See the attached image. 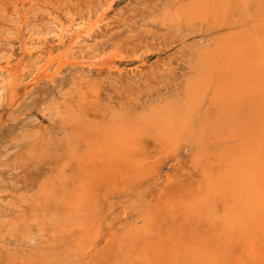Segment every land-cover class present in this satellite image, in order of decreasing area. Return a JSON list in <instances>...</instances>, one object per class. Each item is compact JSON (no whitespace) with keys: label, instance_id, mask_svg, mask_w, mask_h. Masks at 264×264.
I'll return each mask as SVG.
<instances>
[{"label":"bare ground","instance_id":"1","mask_svg":"<svg viewBox=\"0 0 264 264\" xmlns=\"http://www.w3.org/2000/svg\"><path fill=\"white\" fill-rule=\"evenodd\" d=\"M213 1L197 0L198 3L191 10L187 9L188 13L201 17L203 9L205 7L207 9V5H211ZM245 1L244 4H247ZM110 4L107 2L108 7H104L105 11L110 9ZM225 9L223 13L221 12L222 17L227 10ZM207 10L210 11L212 8ZM182 13L186 15V11ZM203 13L205 14V11ZM77 15L61 9L47 16L42 30L39 31L37 28L39 32L35 36L37 38L40 36L43 40L49 39L50 43H54L55 40L56 49L51 50L48 47V51L43 52L46 49L40 47V43L33 42L36 40L33 39L34 32L20 43L26 57L29 58L27 61L21 59L13 64L10 63V57L7 59L0 57V60L4 59L5 64L0 66V108L4 105L7 109L18 105L15 103L16 91L25 76L29 82L35 78L39 80L36 83L41 79L52 84L57 82L61 88L67 80L64 93H59L61 96L66 95V99H63L58 107L51 108V116H57L55 111L60 109H64L65 113L69 112L70 104L76 107V111H81L80 113L86 110L83 108L90 106L95 112L94 103L98 100L99 90L85 86L86 82L81 73L75 70L82 68L85 57H90V60H96L97 63L99 57L106 56L108 59L116 55L111 51L107 52L108 54L106 51L99 53L96 49L97 31L100 30L101 24H105L103 13H96L93 16L88 14L86 17H83V14L79 17H76ZM160 16L170 20L177 14L164 9ZM231 16L230 18H233ZM252 24L251 26L258 27L261 23L256 21L255 25ZM262 24V28L251 27L252 35L247 34L250 33L246 31L249 26L246 30L244 28L247 33L244 32L251 35L248 37L244 32L239 34L237 29L233 30L237 36L230 34L231 37L227 35L229 38L217 37L225 43L223 48L219 46L221 52L203 50L205 53H196L200 61L195 68L200 73L194 76L195 80L188 83L184 96L177 98L176 95L169 103L158 107L151 106L136 115L130 111H120L116 118L102 120L96 126H85L86 136L83 137L88 144L87 155L83 158L81 153L72 149L69 158L79 164L80 174H85L82 171L88 173L75 183V191L71 193L66 204L68 211L64 216L67 218L71 213L82 211L84 205L90 207L100 196L107 200L129 195L131 192L142 195L151 191V184L143 189L140 186L142 182L155 177L158 169V161H151V157L144 152L146 141L154 140L164 149L170 145L168 151L170 153L167 155L176 152L185 141L188 124L193 121L204 97L209 94L211 97L208 105L210 104L214 113L212 119L218 123L215 135L219 142L226 145L207 155L200 170L201 181L182 178L185 174L167 177L162 183L155 185L162 184L160 194L154 203H146L144 212L137 222L112 231L103 243H100V240L104 222L96 217V211H87L79 225L82 234L76 246L68 248L63 253H55L53 245L49 247V251L52 249L54 254L46 257L41 255V259L34 260L35 263L32 264H264V23ZM259 29L260 32L263 29L261 34ZM236 37L239 40L245 39L247 44L245 42L246 45H242L241 42L232 45V40L238 41L235 40ZM226 43L232 46L228 44L227 49ZM233 46L238 48L240 46L242 49L230 50L229 48H234ZM245 46L248 47L247 50ZM249 47L253 52H250L252 50ZM85 62L88 63L86 60ZM62 73H65L64 77ZM86 100L91 102L84 104ZM83 122L77 118L73 124L83 125ZM213 135V131L208 132L209 142L216 139H212ZM194 145L196 148L199 147L198 142ZM58 180L48 182L44 190L48 201L54 205L62 200V188H58ZM142 204H145V200ZM43 215L41 214V217ZM30 226L32 223L28 227L23 225L22 232L25 234L30 232ZM36 226L40 232H48L50 226L61 232L64 228V219L50 221L49 216H45ZM19 228L16 224L7 226L12 232ZM7 229L0 230V264H29L25 259L19 260L24 258L23 250L19 254L15 253L20 249L19 245L7 244L9 236L6 234ZM69 230L72 231L73 228ZM120 230L122 233L118 232ZM88 234L91 235V243L85 242ZM25 238L30 241L31 233ZM96 244L101 247L92 255V247Z\"/></svg>","mask_w":264,"mask_h":264},{"label":"rangeland","instance_id":"2","mask_svg":"<svg viewBox=\"0 0 264 264\" xmlns=\"http://www.w3.org/2000/svg\"><path fill=\"white\" fill-rule=\"evenodd\" d=\"M235 1L219 0L218 2V0H214L213 5H207L209 10L212 8L211 12L205 7L203 10L207 14L205 15L201 9L203 11L201 17H197V14L191 15L187 10H191L198 3L197 0H188V2L187 0H0V57L4 59L10 57V63L14 64L21 59L25 61L29 59L20 43L26 40L30 33L35 32V36L44 28L47 16L61 9L78 14L76 17L82 14L83 17H86L88 14L93 16L96 13H103L106 26L101 24L100 30L97 31L98 45H96V49L99 50V53L106 51L108 54L107 52L111 51L116 55L114 58L108 59L106 56V58L98 56L99 63H96V60H90V57H85L83 59L85 64H82V68L75 70L81 73L86 82L85 86L99 90L98 100L94 103L95 112L90 106L83 108L86 110L84 113H80L81 111H76V107L70 104L69 112L65 113L64 109H60L55 111L57 116H51V108L58 107L62 100L66 99V95L61 96L59 93H64L67 80L61 88L58 87L57 82L52 84L45 82L44 79L38 83H36L39 81L37 78L29 82L25 76L16 91L15 103L18 105L14 108L7 109L6 105L0 108V230H6L9 224H16L20 227L17 231L12 232L7 229L9 233L6 232L9 235L7 244L20 247L15 253L19 254L20 251H24V258H19V260L25 259L29 261V264L30 262L32 264L38 259L40 260L41 255L46 257L49 254H54L53 252L63 253L68 248L76 246L82 234L79 225L87 211H96V217L103 220L104 227L100 240V243H103L112 231L137 222L144 212L146 203H154L160 194L162 184L155 185L162 183L167 177L185 174L182 178L201 181L200 170L207 155L226 145L219 142L220 140L215 135L218 123L212 119L214 113L210 104L208 105L211 97L209 94L204 97L201 108L197 109L193 121L188 124V134L176 152L168 154V156L170 145H167L168 149L166 150L167 147L165 149L160 147L154 140L146 141L144 152L151 157V161H158V169L155 177L142 182L140 186L143 189L151 184V191L142 195L131 192L129 195L107 200L100 196L99 200L93 202L90 207L84 205L82 211L71 213L67 218L64 216V213L68 211L66 204L69 202L71 193L75 191V183L81 179L80 177L87 176L88 173V171H82L85 174H80L79 164L69 158L72 149L81 153L83 158L87 155L88 144L83 137L86 136L85 126L92 127L102 120L109 121L112 117H118L120 111H130L136 115L148 110L151 106L165 105L175 99L176 95L177 98L184 96L188 83L195 80V77L200 73L195 68L200 61L196 53L201 54L209 52V50H211L210 52H221L219 46L221 45L223 48V44H225L221 41L222 38L231 37L230 34H234L233 30L236 29L239 34H242L248 26L246 31H250V33L245 32L251 34L257 27L251 26L253 22L252 25L258 21L261 23L258 27H263L264 0ZM244 1L247 4H244ZM107 2L111 3L110 9L105 11L104 7H108ZM223 7L227 9H225L227 12L224 11L222 17ZM164 9L173 11L177 16L170 20L163 19L160 15ZM228 9L230 10L228 11ZM183 11H186V15L182 13ZM230 14L233 18H230ZM217 17L219 18L217 19ZM171 21H173L172 24ZM218 24L220 25L218 26ZM22 26L25 28L23 29ZM260 30L261 34L263 29L261 32ZM246 33L244 34L246 37L253 34L247 35ZM219 36L221 39L217 38ZM246 37L245 39L248 40ZM35 38L36 40L33 42L40 43V47L46 49L43 52L48 51L49 48L51 50L57 48L55 40L54 43H50L49 39L43 40L40 36L33 37V39ZM245 39H238L237 42L232 40L231 43L238 45L242 42V45H246ZM228 44L226 43L225 46L227 49ZM252 45L253 43L250 44V46ZM233 47L229 49L235 51L238 48ZM238 49L242 48L240 49L239 46ZM250 49L252 50V48ZM3 60H0L2 63L0 66H5ZM89 61H95L96 64ZM64 75L65 73H62L63 77ZM86 101L83 103L91 102L90 100ZM77 118L84 121L83 125L73 124ZM209 131H213L212 139L216 138L214 142L211 140L213 143L207 139ZM201 132L204 135H201ZM195 142L199 143V147H195ZM51 180H58V188H62V200H59L58 202H61L55 205L48 201L46 191L44 193L47 183ZM137 199L142 201L138 202ZM143 200H145V204H142ZM41 214L44 215L41 217ZM45 216H49L50 221L64 219L62 234L57 232L53 226L48 227V232H40L36 225ZM31 223V231L26 234L22 232L23 225L28 227ZM69 228H73V230L70 231ZM118 232L122 233L121 230ZM29 233H31L30 241L25 238ZM51 234L58 235V237ZM91 240V235L88 234L85 242L91 243ZM53 245L55 250L52 252L50 249L49 251V247ZM100 247L101 245L97 244L93 246L92 255Z\"/></svg>","mask_w":264,"mask_h":264}]
</instances>
